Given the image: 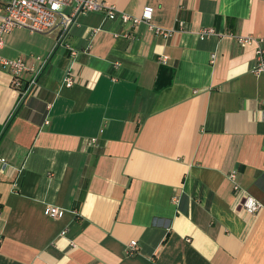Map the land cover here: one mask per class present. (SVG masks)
Wrapping results in <instances>:
<instances>
[{"label":"crops","instance_id":"0c3cea01","mask_svg":"<svg viewBox=\"0 0 264 264\" xmlns=\"http://www.w3.org/2000/svg\"><path fill=\"white\" fill-rule=\"evenodd\" d=\"M105 1L169 35L88 10L0 47L50 55L23 101L0 66V264H264V0Z\"/></svg>","mask_w":264,"mask_h":264},{"label":"built area","instance_id":"2783aa9c","mask_svg":"<svg viewBox=\"0 0 264 264\" xmlns=\"http://www.w3.org/2000/svg\"><path fill=\"white\" fill-rule=\"evenodd\" d=\"M72 6V10L66 12L64 9ZM88 10H103L106 16L114 19L120 15L123 21L141 23L146 22L150 28L168 36L169 32L163 30L152 21L154 6L145 5L141 14L118 13L116 6L105 0H7L6 10L0 20V47L5 44V35L17 28H27L30 32L51 33L56 29H61V36L67 34L75 24L77 15ZM215 34V30L210 27L203 28L200 32L202 38ZM239 41L243 44L252 43L255 38L252 36H241ZM59 42H57L58 44ZM49 56L40 59L39 66L32 65L22 59H11L0 54V66L9 68L12 73V84L20 93V101L26 99L39 86V78L49 61ZM165 59V58H163ZM256 73L264 72V49L259 46L256 54V62L252 68ZM67 86H72L74 76L68 73L65 77ZM5 161V159H0ZM235 177V172L232 173ZM242 208L250 213L258 212L262 203L253 195H247L242 201ZM46 213L50 216L63 214V208L59 206H48ZM139 248L137 240H131L127 245V252L134 253Z\"/></svg>","mask_w":264,"mask_h":264}]
</instances>
